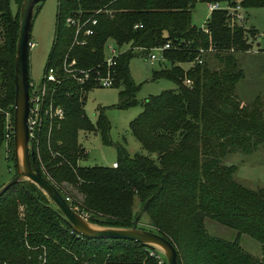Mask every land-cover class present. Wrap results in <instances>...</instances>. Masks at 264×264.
<instances>
[{
    "label": "trees",
    "instance_id": "16d2710c",
    "mask_svg": "<svg viewBox=\"0 0 264 264\" xmlns=\"http://www.w3.org/2000/svg\"><path fill=\"white\" fill-rule=\"evenodd\" d=\"M13 1L11 9L10 0H0V146L6 112L12 123L13 55L21 0ZM195 1L56 0L53 39L44 66L58 68L69 46L73 30L64 24L65 16L94 13L93 34L71 52L78 66L97 67L103 64L104 42L113 41L121 49L113 66L116 107L138 103L137 86L128 71L132 48L147 52L168 42L171 46L162 51L165 61H158L150 78H167L175 87L144 97L140 110L129 119L127 130L140 149L130 154L123 143L115 142V166L80 164L77 160L85 152L77 141L78 130H95L102 142L111 143L110 124L105 107L98 110L95 124L84 113L90 83L64 78L54 91L63 117L50 126L46 117L41 119L31 164L92 223L128 227L137 225L144 213L147 226H137L169 239L177 264H264L242 250L237 235L227 240L209 234L204 226L208 217L237 234L264 241V185H242L232 177L236 165L222 161L234 151L264 149V91L248 102H241L234 91L242 75L236 53L250 48L247 36H253L255 29L230 24L224 8L210 10L202 26L195 25L190 22ZM239 3L247 8L263 6L264 0ZM8 142L13 160L12 138ZM64 181L80 196L71 194ZM135 198L138 210L133 208ZM0 264L158 263L153 248L135 240L77 234L41 190L22 179L0 193Z\"/></svg>",
    "mask_w": 264,
    "mask_h": 264
},
{
    "label": "rangeland",
    "instance_id": "374dc122",
    "mask_svg": "<svg viewBox=\"0 0 264 264\" xmlns=\"http://www.w3.org/2000/svg\"><path fill=\"white\" fill-rule=\"evenodd\" d=\"M10 8H15L13 0L9 2ZM56 0H41L35 10L29 32L27 63L28 77L38 81L43 73L54 33ZM209 10L206 1L197 0L190 9V22L195 25H202ZM244 19L242 24L245 28L255 29L253 36H247L250 48L236 53V58L242 70L241 77L236 81L234 91L241 102L250 101L257 93L264 91V5L241 8ZM258 41V45L255 42ZM126 46H122L124 48ZM183 67L187 62L180 63ZM159 66L157 60L149 61L147 52L141 48H132L128 59V71L133 83L137 86L135 98L138 103L126 108L116 107L118 87L94 86L88 89L83 100V110L89 121L95 124L98 110L104 108V113L109 121V138L111 143H104L100 140L95 130H78L77 141L85 150V156L77 160L80 164H103L110 165L116 159L115 142L123 143L126 150L132 154L140 149L139 142L127 130L128 121L140 110V102L149 94L158 93L162 89L174 88L175 83L167 78H150L152 68ZM6 120H10L9 113H5ZM224 163L236 165L232 173L234 180L249 188H256L264 185V149L258 147L250 153L234 151L222 158ZM14 172V161L12 160L11 148L7 141L0 146V183L5 182ZM66 189L71 194L80 193L74 185L64 181ZM138 201L135 198L133 208L138 210ZM147 216L140 214L137 225L147 226ZM204 226L206 231L214 236L227 240L237 235V241L243 251L249 255L264 261V241L260 242L246 233L237 234L236 230L223 225L214 219L205 217ZM157 260L164 264L160 253L153 250Z\"/></svg>",
    "mask_w": 264,
    "mask_h": 264
},
{
    "label": "water",
    "instance_id": "95a60500",
    "mask_svg": "<svg viewBox=\"0 0 264 264\" xmlns=\"http://www.w3.org/2000/svg\"><path fill=\"white\" fill-rule=\"evenodd\" d=\"M41 0H21L18 9V26L13 55V103H12V152L14 161L13 174L2 184L0 193L10 184L27 179L57 208L58 214L77 234L89 237H109L131 239L148 245L160 253L165 264H177V254L173 243L160 233L131 226H105L90 222L85 216L73 209L55 185L32 165L33 148L28 138V47L29 32L33 14ZM258 45V41L255 42Z\"/></svg>",
    "mask_w": 264,
    "mask_h": 264
},
{
    "label": "built area",
    "instance_id": "2783aa9c",
    "mask_svg": "<svg viewBox=\"0 0 264 264\" xmlns=\"http://www.w3.org/2000/svg\"><path fill=\"white\" fill-rule=\"evenodd\" d=\"M206 5L209 11L214 8H224L230 24H242L243 22L244 14L241 12L242 6L240 5L239 0H235L234 3L219 2L215 0L206 1ZM97 10H94V12ZM95 23L96 18L94 13H89L84 17L81 12L76 11L65 16L64 24L72 28L73 32L69 46L62 55L59 67L55 68L49 63L44 66L42 76L37 82L30 78L28 79L27 130L31 144L37 143L39 126L43 117L48 119L49 126L53 120L58 121L63 117V108L55 101L54 91L56 85L63 81L64 78H68L78 84L90 83L92 87L110 86L113 84V66L116 63V57L121 50L113 41L104 42L102 66H78L76 57L72 55L71 52V49L75 45L85 44L88 36L92 35L94 32L93 25ZM31 44L32 43L30 42L29 46H31ZM170 46L171 45L168 42H164L161 45L150 47L147 51L149 61H165L162 51ZM198 51L200 53L203 52V48H199ZM201 60V57H196L197 62H201ZM184 82L189 83L190 81L185 78ZM10 138H12V123L5 118L3 132L4 146ZM110 165L115 166L116 161H112ZM157 263L163 264L160 260H157Z\"/></svg>",
    "mask_w": 264,
    "mask_h": 264
},
{
    "label": "crops",
    "instance_id": "0c3cea01",
    "mask_svg": "<svg viewBox=\"0 0 264 264\" xmlns=\"http://www.w3.org/2000/svg\"><path fill=\"white\" fill-rule=\"evenodd\" d=\"M186 66H187V65H186ZM186 66H185V67H186ZM84 156H85V155H84ZM111 162H112V161H111Z\"/></svg>",
    "mask_w": 264,
    "mask_h": 264
}]
</instances>
